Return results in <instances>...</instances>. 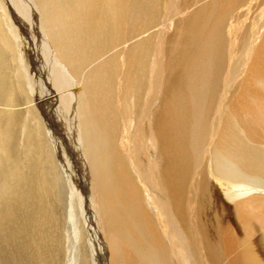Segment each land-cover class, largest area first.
<instances>
[{
  "label": "bare ground",
  "instance_id": "bare-ground-1",
  "mask_svg": "<svg viewBox=\"0 0 264 264\" xmlns=\"http://www.w3.org/2000/svg\"><path fill=\"white\" fill-rule=\"evenodd\" d=\"M246 1L168 0L152 36L161 0H0V98L9 106L16 89L27 111L26 164L11 161L0 201L3 254L53 264L67 233V264L85 250L89 264H264V8L246 27L262 0ZM135 54L142 80L129 140L116 121L131 102ZM6 56L16 68L4 69ZM1 111L7 154L18 117Z\"/></svg>",
  "mask_w": 264,
  "mask_h": 264
},
{
  "label": "rangeland",
  "instance_id": "rangeland-1",
  "mask_svg": "<svg viewBox=\"0 0 264 264\" xmlns=\"http://www.w3.org/2000/svg\"><path fill=\"white\" fill-rule=\"evenodd\" d=\"M183 1H185V0H183ZM255 1L256 0H254V2ZM246 2H248V0ZM193 3L195 4L194 1H193ZM167 4H168V0H161L160 4H158V7L160 8L161 15L163 14L162 8L164 10L165 5H167ZM255 5H257V3H255ZM180 8H181V6H180ZM263 8H264V0H262L261 4L257 5L255 8H253L251 14L248 16V19L246 20V24H245L246 27L249 26V24L252 22V20L258 21V19L260 17L259 15H260L261 11L263 10ZM210 10H211V8H210ZM167 11H169V10H166L165 14H168ZM183 13L184 12H181L180 9H179L177 16L181 17ZM204 14L205 13H201L200 12L201 17ZM161 15H160V18L158 20L159 22H157L156 27L153 26V28H152V26H149V27L146 28V30L150 31V34L152 36L159 31V30L156 31L158 28L160 29V28H162L165 25V19H164L163 15H162V18H161ZM143 31H145V30H143ZM131 42L132 41L128 42V44L131 43ZM10 52L8 54H10V56H12V54ZM237 59H238V54L234 56V62ZM134 61H135V64L133 66V56H132L131 67H130V71H129V81H130L129 82V89H128V94H126V97L128 96L130 98L129 101H131V102H129L127 105L125 103V106L118 110V119L116 121L118 123V125H119L118 129L121 131V133L124 131L123 132L124 136L126 135V137H128L129 136V131H130L129 140L133 137L132 128L134 129V126H135L136 121H137V115L139 113V97H137V89H138V84H139V78L142 80V74L140 73V70H139L140 69L139 65H140V62H141V55L140 54H135ZM14 64H15V62L12 61V58L10 59L8 56H6L4 69L8 71V70H10L11 66L12 67L15 66ZM227 65H228V60H227V51H226V45H225L224 53H223V63H222V67H223L224 72H223L222 75H220V78H219L220 85H221L222 88H223L224 78L226 76ZM149 66H150V64H149ZM14 68H16V67H14ZM174 78H175V76H174ZM175 80H176V78H175ZM139 87L141 88V92L139 93V96H141L143 98L144 103H145L146 98H147V91L146 90L148 89V87L146 85V82L145 81L141 82V85H139ZM14 92L15 93H14V96L12 98V103L9 104V106L4 105L5 103H8V100L10 99V97H9V95L7 93H5V95H4L2 100L0 98V109L2 110L1 112H3L4 115L7 114L8 112H13L16 115V117H18V120H16L17 124L15 125V129L13 131V135H12L11 140H9V139L6 140V142L8 141L7 145H8V148L11 149V152L10 153L7 152V154L5 152L4 153L0 152V201H1V196L3 195L2 193L5 192V189L6 190L9 189V187L11 186L10 182H9L10 181V173H12V172H10L11 171V169H10L11 168L10 167L11 166L10 165L11 161H13V160L17 161V168H16L17 171H19L21 169L20 165L22 166L23 163L26 164V161L24 160L23 150L21 148V143H22V141H21L22 132L21 131L22 130L20 128V126L23 124L22 114L23 115H25V114L27 115V111H25V109H26V104L24 102L25 98L22 95V93L17 91L16 89L14 90ZM126 99L127 98H125V102H126ZM161 99L162 98H160V100ZM122 102H124V100L121 101V105H122ZM154 106L157 108V105H154ZM154 109H152V110H154ZM24 112H25V114H24ZM99 131L101 133L102 128H99ZM127 132H128V134H127ZM123 133L121 134V136H123ZM124 161H125V165H126L127 176H129L130 181L132 183L133 192L139 196V197H135V198H137L139 200V202L142 203V204L139 203V210L141 209L140 210L141 213H142V211L145 210L146 216H147L148 221H149V216L147 214L148 205H147V208H144L145 201H144L143 193H142L140 185H138L137 181H136L137 172H136V170L135 171L133 170V157H128V160L125 158ZM131 162H132V164H131ZM214 188H215V193L218 195L219 194V192H218L219 190H217L216 187H214ZM68 191L70 192L69 189H68ZM218 197H219V200H220V196L219 195H218ZM76 200H78V199L76 198ZM75 207H76L75 210L78 209L76 211L77 212L76 213V217L79 218V219L82 218V215H81L80 210H79L80 206L79 205L77 206L75 204ZM142 216H143V220H144L146 218V216H144L143 214H142ZM77 218L75 220H79ZM225 219H227L228 222H233V224H234V225H232L233 231H235V232L241 231L240 226L237 223H235V216H233L232 214H228L227 213L226 216H225ZM82 220H83V222H85L84 218L80 219V222H82ZM66 222H67V225L70 224L68 226L70 228V231H72V227H73V223L74 222L73 221H66ZM259 228H260V226H259ZM54 232L55 231L53 230L50 234H53ZM154 235L157 238H161L157 233L154 234ZM261 236H262V232H260V233H252L250 235L251 240L258 239V241L261 239ZM59 237H61V236L59 235ZM69 237L70 236H68V234L66 233L64 239L61 237L63 242H62V240L57 241V249L55 251V254H53V259H54V263L53 264H67L68 255H69V248H70L69 247L70 244H68V243H70V241H71ZM64 245H66V246H64ZM61 246L63 248L62 249H58ZM83 247H84V244H83ZM260 248L263 250L262 247H260ZM0 250L2 251L1 248H0ZM65 250H67V251H65ZM1 251H0V253H2V254L0 255V257L1 256H3V257L0 258V260L2 261V262H0V264H17L16 261L14 262L12 260V257L14 255L8 256V255H5V253L3 254V252H1ZM8 252H11V250H9ZM79 258H82L80 264H89V262H90V252L89 251L87 252L86 250L83 251L82 254L81 253L79 254ZM123 261L124 262H128L129 259L127 257H125V259H123ZM26 262L27 261H25V263Z\"/></svg>",
  "mask_w": 264,
  "mask_h": 264
}]
</instances>
